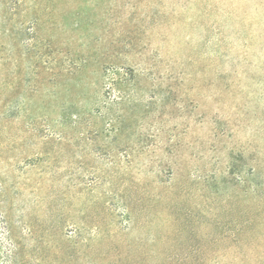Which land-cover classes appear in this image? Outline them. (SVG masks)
Returning a JSON list of instances; mask_svg holds the SVG:
<instances>
[{"label": "rangeland", "instance_id": "374dc122", "mask_svg": "<svg viewBox=\"0 0 264 264\" xmlns=\"http://www.w3.org/2000/svg\"><path fill=\"white\" fill-rule=\"evenodd\" d=\"M0 264H264V0H0Z\"/></svg>", "mask_w": 264, "mask_h": 264}]
</instances>
